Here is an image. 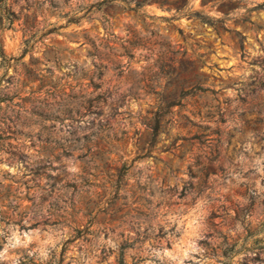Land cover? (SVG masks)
Here are the masks:
<instances>
[{"label": "rangeland", "instance_id": "374dc122", "mask_svg": "<svg viewBox=\"0 0 264 264\" xmlns=\"http://www.w3.org/2000/svg\"><path fill=\"white\" fill-rule=\"evenodd\" d=\"M185 2L0 0V264H264V0Z\"/></svg>", "mask_w": 264, "mask_h": 264}, {"label": "trees", "instance_id": "16d2710c", "mask_svg": "<svg viewBox=\"0 0 264 264\" xmlns=\"http://www.w3.org/2000/svg\"><path fill=\"white\" fill-rule=\"evenodd\" d=\"M122 1H124L125 2V4H126V6H128L129 5V3H130V0H122ZM147 1H152V2H156V3H158L160 6H163V5H165V4H168V3H171V4H174L175 5V7H176V9L177 10H180V9H182L183 8V6L186 4V0H179V1H182V4H180V2H177V1H169V0H135V6L133 7L134 9H138V8H140L142 5H144ZM211 1H213V2H215L216 0H211ZM203 2H206V0H203ZM240 42H242L241 41V38H240ZM0 54L2 55V50H1V48H0Z\"/></svg>", "mask_w": 264, "mask_h": 264}]
</instances>
